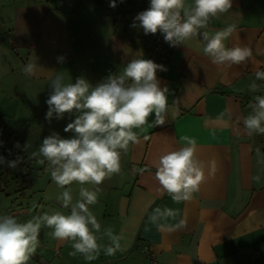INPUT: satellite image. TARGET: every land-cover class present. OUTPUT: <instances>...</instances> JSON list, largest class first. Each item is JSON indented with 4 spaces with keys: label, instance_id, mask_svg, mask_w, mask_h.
<instances>
[{
    "label": "crops",
    "instance_id": "1",
    "mask_svg": "<svg viewBox=\"0 0 264 264\" xmlns=\"http://www.w3.org/2000/svg\"><path fill=\"white\" fill-rule=\"evenodd\" d=\"M110 3L0 0L3 91L24 94L25 89L19 90L22 81L30 84L28 93L36 94V105H45L46 114V100L53 91L50 71L73 82L83 76L95 85L106 79L108 68L118 73L131 59H146L148 47L163 34L145 35L131 25L150 0H116L115 8ZM231 24L237 31L227 46L247 45L254 59L218 66L203 54L202 38L186 46L167 43L169 64L157 75L169 90V117L164 125L134 129L139 143L122 152L121 171L98 186V202L91 208L102 225L97 235L111 227L122 235L124 251L113 256L101 251L87 261L81 254L70 255V241L53 239L51 230L42 228L38 249L44 252L40 258L45 264H264V135L246 134L242 124L254 97L264 95V81L255 78L257 70L264 71V55L255 54L256 49L264 51V0H233L232 9L209 28ZM32 56L41 67L29 77L23 68ZM253 81L258 85L255 93L249 91ZM74 118L54 114V124L48 121L47 127L71 138L73 133L64 128ZM184 136L197 140L200 159L217 161V171L191 201L176 204L155 178L156 163L161 155L183 146ZM48 203L49 213L68 212L57 198ZM166 207L180 212L175 218L162 216L159 223L165 227L159 228L150 217ZM181 219L185 225L170 231ZM98 243L109 241L104 237Z\"/></svg>",
    "mask_w": 264,
    "mask_h": 264
},
{
    "label": "clouds",
    "instance_id": "2",
    "mask_svg": "<svg viewBox=\"0 0 264 264\" xmlns=\"http://www.w3.org/2000/svg\"><path fill=\"white\" fill-rule=\"evenodd\" d=\"M110 6L115 8L116 0H111ZM232 7L233 0H192L191 3L189 0H150L149 8L134 18L131 27L142 28L145 35L162 33L171 47L186 46L189 41L202 38L203 54L213 64L232 67L253 60V49L247 45L227 46L226 42L237 31L235 24L219 30L209 28L214 19ZM255 54L264 55V51L256 49ZM62 59L58 57V62ZM40 67L32 56L23 72L31 77ZM166 70L151 59L133 58L118 73L95 85L83 76L73 82L60 72L50 71L52 75L48 79L53 91L46 100L45 119L51 122L54 114L60 118L65 114L74 116L64 128L73 136L64 138L53 132L43 139L38 153L32 155L43 157L38 163L49 165L52 181L63 189L57 199L68 212L45 211L24 222L14 215H0V264H28L39 245L42 228L50 229L53 239L70 241L73 249L70 255L81 254L87 261L96 259L101 251L107 256L124 251L122 235L115 234L111 227L97 235L101 234L102 225L91 208L98 202V186L121 171L122 152L130 144L139 143L134 129L143 131L145 125L156 127L166 123L170 114L169 90L161 86L157 75ZM255 78L264 81V71L257 70ZM256 81L250 84V92L258 91ZM250 108L251 112L242 120L244 132L264 135V95H256ZM153 115L155 118L149 124ZM181 139L183 146L159 157L155 172L156 180L176 204L191 201L201 185L217 171L215 159L208 162L200 159L195 138ZM21 162L19 157L5 161L0 156V164L6 163L9 168H17ZM73 183L80 185L79 198L75 201ZM179 212V209L157 208L150 220L164 228L160 218H175ZM184 225L181 219L169 230ZM104 237L109 241L107 245L98 243Z\"/></svg>",
    "mask_w": 264,
    "mask_h": 264
},
{
    "label": "rangeland",
    "instance_id": "3",
    "mask_svg": "<svg viewBox=\"0 0 264 264\" xmlns=\"http://www.w3.org/2000/svg\"><path fill=\"white\" fill-rule=\"evenodd\" d=\"M21 56L24 59L26 57L23 53ZM2 76L5 75L0 74V78ZM0 80L2 82V79ZM29 85L22 81L19 90L25 91L19 95L4 92L0 86V156L4 157L5 161L18 157L22 161L17 168H9L6 163L0 164V215H14L21 222L49 211L46 208L47 203L51 202L52 198L56 199L63 191L52 181L47 162L38 163L43 157L32 155L38 153L45 137L59 132L48 129V120L43 113L45 105H36L39 100L37 101L36 94L28 93L29 88L26 86ZM49 124L53 125L54 120ZM60 135L69 138L65 134ZM79 188L77 183L71 185L74 201L79 198ZM43 233L40 232L41 238ZM38 248L28 264H45L44 259L40 258V254L44 252Z\"/></svg>",
    "mask_w": 264,
    "mask_h": 264
},
{
    "label": "built area",
    "instance_id": "4",
    "mask_svg": "<svg viewBox=\"0 0 264 264\" xmlns=\"http://www.w3.org/2000/svg\"><path fill=\"white\" fill-rule=\"evenodd\" d=\"M146 59H151L155 61L157 64L163 65L164 67H166L169 64V48L167 42H165L164 40V36L159 40L155 41L154 43H152L148 47ZM161 72L162 71H159L158 73ZM113 73H114L113 70L108 68L105 74V78H107L110 74ZM144 250L148 251L147 246H144ZM150 258L155 259V255L153 253H150ZM102 264H106V263H102Z\"/></svg>",
    "mask_w": 264,
    "mask_h": 264
}]
</instances>
